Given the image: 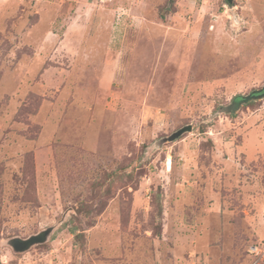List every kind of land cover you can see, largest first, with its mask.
Segmentation results:
<instances>
[{
	"label": "rangeland",
	"instance_id": "374dc122",
	"mask_svg": "<svg viewBox=\"0 0 264 264\" xmlns=\"http://www.w3.org/2000/svg\"><path fill=\"white\" fill-rule=\"evenodd\" d=\"M263 86L264 0H0V264H264Z\"/></svg>",
	"mask_w": 264,
	"mask_h": 264
},
{
	"label": "water",
	"instance_id": "95a60500",
	"mask_svg": "<svg viewBox=\"0 0 264 264\" xmlns=\"http://www.w3.org/2000/svg\"><path fill=\"white\" fill-rule=\"evenodd\" d=\"M232 1L233 0H225L226 5L231 6ZM234 22L237 23L235 18H234ZM263 97H264V86L258 90L253 91L249 95L243 96L239 100L241 101V103H245L249 99H255V98L261 99ZM239 105L237 106L235 102H232L230 105L224 107V112L225 113L235 112L239 108ZM190 130H191V126H185L184 128L175 132L171 136L170 140L176 139L182 134H184L185 132H189ZM51 231H52V228H48L26 239H20L18 237H15V238L8 240L7 244L12 248L14 252L22 253V252L29 250L34 245L43 244L44 242H46Z\"/></svg>",
	"mask_w": 264,
	"mask_h": 264
},
{
	"label": "built area",
	"instance_id": "2783aa9c",
	"mask_svg": "<svg viewBox=\"0 0 264 264\" xmlns=\"http://www.w3.org/2000/svg\"><path fill=\"white\" fill-rule=\"evenodd\" d=\"M249 252L251 254L258 255L260 253V249L257 246L252 245L249 247Z\"/></svg>",
	"mask_w": 264,
	"mask_h": 264
},
{
	"label": "trees",
	"instance_id": "16d2710c",
	"mask_svg": "<svg viewBox=\"0 0 264 264\" xmlns=\"http://www.w3.org/2000/svg\"><path fill=\"white\" fill-rule=\"evenodd\" d=\"M243 96H236L235 97V99H240V98H242ZM249 100H251V99H249ZM250 102V101H249Z\"/></svg>",
	"mask_w": 264,
	"mask_h": 264
}]
</instances>
